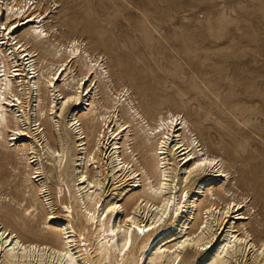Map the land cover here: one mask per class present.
Masks as SVG:
<instances>
[{
	"label": "rangeland",
	"instance_id": "rangeland-1",
	"mask_svg": "<svg viewBox=\"0 0 264 264\" xmlns=\"http://www.w3.org/2000/svg\"><path fill=\"white\" fill-rule=\"evenodd\" d=\"M34 1L40 11L46 10L42 24L49 34L47 45L35 48L36 63L55 67L49 54L59 56L60 50L70 53L69 42L78 41L84 58L77 65L70 64V76H76L77 81L86 70L85 63L98 60L109 79L96 81L94 100L83 92L88 82L80 100L68 101L61 111L71 86L58 80L59 88L53 93L41 77L39 88L33 89L28 61L23 62L21 55L14 53L20 66L15 68L20 74V87L17 83L14 90H18V104L23 102L24 108L15 107L17 112L8 114L9 128L4 130L5 141H0V228L23 243L59 250L67 243L61 230L70 224L76 235L69 241L78 257L96 264L101 257L97 252L99 224L91 223L87 210L100 208V216L113 202L123 207L116 212L118 224L128 216H139L136 209L146 199L145 174L159 165L168 183L174 181L175 204L160 225L146 235H135L133 248L124 260L117 259L112 251L107 264H137L150 247L187 233L195 238L204 232L206 242L214 241L204 251L195 241H189L180 251L178 264H204L215 245L228 232L236 231V226L244 228L238 235L248 234L256 242L263 239L264 0ZM44 70L46 77L49 72ZM119 99L121 110H112V103ZM88 100L96 105L94 117L84 106ZM128 101L141 117L129 116ZM107 108L114 111L111 115L115 114L121 125H131L128 155L123 149L120 155L121 159L130 156L131 165L139 170L137 175L131 174L133 168L122 173L116 168L117 162L110 161L112 139L103 137L106 128L98 120ZM168 113L185 119L190 130L187 136L196 151L204 149L223 160L229 179L216 180L219 173L213 170L192 169L182 149L173 147L175 140L153 161L150 149L156 143L147 137V127H155L157 119ZM72 119L79 124L72 126ZM109 125L112 130L114 123ZM81 133L86 137L84 147L78 141L77 134ZM83 157L90 161L87 179L78 181ZM92 181L95 188L89 190ZM152 181L155 183V178ZM197 194L203 213L198 217L196 211L186 233L181 234L189 202ZM238 202H245L243 213L250 220H232L239 214L235 208L226 218L221 217L228 203L233 207ZM212 205L219 209L207 210ZM80 234L86 238L85 243ZM243 248L235 256L227 254L229 264H264V252ZM3 260L0 250L1 264H5ZM22 264L56 263L26 259Z\"/></svg>",
	"mask_w": 264,
	"mask_h": 264
},
{
	"label": "bare ground",
	"instance_id": "bare-ground-1",
	"mask_svg": "<svg viewBox=\"0 0 264 264\" xmlns=\"http://www.w3.org/2000/svg\"><path fill=\"white\" fill-rule=\"evenodd\" d=\"M39 7V3L37 1L35 2L34 0H0V141H5L4 130L9 128L7 118L8 114L12 111L16 113L17 110L14 109L15 107H18V110L20 108H24L23 102H21V104H18L20 102V95L18 90H14L15 84L18 83L17 86L18 88L20 87V81L18 80L20 74L17 73L18 70H15V68L20 66H18L17 61H15V58L13 57L15 52H18V55H21L20 59H22L23 62H25L26 60L28 61V65L32 71L31 74H33V77L31 79H34H30L31 83H29L31 84V87L33 89L39 88V81H41V77H43L44 79L45 86L48 88V90H50V92L53 93L56 88H59L56 87V82L58 80H62L63 82H65V85L71 86L72 92H70L68 96L64 97V99L68 100L62 103L60 107L61 111L65 109L64 107L66 106L68 101L76 100L78 102L80 100L82 90L88 82L89 86L85 88L83 92H86V96H90L91 99L94 100L95 96L97 95L96 81H104L105 79H109V73L107 72L103 64H101V62H98V60H91L92 64H88L86 62V70L81 78L77 81L76 76H70V73H72V66H70V64L73 63L77 65L84 58V56L82 55L83 53L80 50V43L78 41L69 42L71 44V48L69 47L70 53L66 50L64 51V53H61L62 50H60L59 56L57 55V53L49 54L50 56L53 55V61H55L56 64L55 67L51 68V66L48 67V65L42 67L39 66V63H36L37 56L35 55V48L45 47L48 43L49 37L48 32L45 30L44 25L42 24L45 23L46 17L44 16V13H46V10L44 12L40 11ZM65 49L67 48L65 47ZM66 52H68V54ZM19 61L20 60H18V62ZM22 65L26 67L25 63H23ZM45 68L46 72H49L46 77L44 75ZM98 70L101 71L98 72ZM71 78L72 80H70ZM93 83L95 84L92 87ZM93 100L85 101L84 104V106L89 108L88 112L92 117H94V114H96V105H94ZM117 100H113L114 103H112L113 105H111V108L112 110L114 109V111L120 109L119 103L121 102L120 99L118 102ZM128 103L129 105H127L129 106V108L127 109V112L129 116H136L138 112L137 109L133 106V102L128 101ZM109 110L110 109L107 108L106 111L108 112L100 115L98 120L99 122H101L102 127L106 128V130H104L105 134L103 137L105 138L109 136V138L112 139L110 161L113 164L117 162V170L120 169L122 173H125L127 171H130V169L134 167L133 165H131L133 161L129 160L130 156L128 157V159H121L122 156L120 155V149L126 150V155H128L129 148L126 142L127 139H129L128 134L131 131V125L128 122L124 125H121L119 123V120H117L116 115H111V113H113L114 111ZM41 111L43 112V110ZM168 114L169 115L167 117H159L157 119V125L155 127H147V137L149 138V140L153 139V141H155L156 143L155 146L152 144L155 148L153 147V149H150L153 150V155L151 154L153 161L161 157L162 152L166 149L167 144L171 140H175L173 147L182 149V152H184L183 155L186 156V160L192 162V169H209V171L213 170L219 173V176H217L216 180L218 178H220L221 180L229 179V174L223 167V160H219L211 156L208 151L204 149L196 151L194 146L195 144L193 145L192 142V138H189L187 136V131L189 133L190 130L185 119L173 113ZM139 117L141 116L139 115ZM133 120L137 121V119L135 118ZM73 122L74 119L71 120L72 126H76L79 124V121H77V123ZM109 123H114L112 130H110L111 127ZM116 126L117 130H114ZM125 126L127 127L125 128ZM15 135H18V133ZM77 135L79 136L78 141L81 142L80 146H86V137H82L83 133ZM119 141L123 142L120 143ZM1 154L3 155V153ZM3 159L5 160L6 156L3 155ZM81 161L82 163H84V168L81 173H78V181H84L87 179L86 169L90 162L87 157L81 158ZM55 162L58 164L60 163L58 159H55ZM138 173L139 170H135L133 168L131 174L137 175ZM145 177L146 179L144 180V182L147 183L143 185V190L146 199L141 201L136 209V212L139 213V216L133 218L128 216L127 220L124 219L121 221V223L118 224L117 222H115L116 212L122 206H120L118 203L113 204V202H109L107 204L100 216V208H96L93 211L87 210L88 215L91 216V223L94 226H97V224H99L98 237L100 248L97 252L100 253L101 257L97 259L96 264L110 263L108 262V260H110L112 251H115V254L117 253V259L121 258L122 260H124L133 248L135 235H139V233L146 235V232H149L153 228H156L165 220L166 216L169 215L176 200V193L173 192L174 181L171 184L168 183V181L166 180V172L164 171V168L160 167L159 165L154 168L151 174L150 171L149 174H145ZM152 178H155V183L152 181ZM89 187H91L89 188V190L95 188L93 181L89 182ZM168 190L170 192L167 194ZM210 190L211 189H209L208 192H210ZM88 198L92 199L93 197L89 195ZM199 200V194L195 195L190 200L188 209L185 214L184 222L182 224L183 230L181 231V234H184V231L186 233V227H188V225L190 224V220L192 219L196 211L198 213V217L203 213V210L199 208ZM244 203L245 202H238L237 204L233 203V207L231 206L232 203H228V207L226 206L227 208L221 210L223 212L222 216H220L226 218L231 208H235L237 209V213L239 212V214L232 220L241 222L250 220L251 217H248V214L243 213L246 207L242 206L244 205ZM214 207L215 205H212L207 210L213 209ZM66 209L69 210L68 207ZM214 209L217 211L219 207L217 206ZM26 211L29 210L27 209ZM109 212H112L111 216L107 215ZM104 215L107 216L105 220H103ZM146 220H148V222L146 223V225L142 226V224L145 223ZM240 224L242 225L243 223ZM235 229L237 230L228 232L226 236L223 237V239L215 245L213 251L211 252L208 259L204 262V264H229L230 260L226 257L227 254L230 253L231 256H235L243 251V247L248 248L249 246V248H254L259 253L264 252V237L263 239H259L256 242V239L250 240L248 234L245 235L244 232V235H238V233L240 231H243L244 228L240 229L238 226H236ZM61 231L66 236L67 243L63 244L61 249L55 250L47 246L41 247V245L33 243H23L18 239V236L14 237L12 232L8 233L7 229L4 230V228H0V250L3 251L4 263L22 264V262L26 259H34V262L37 263H45L48 261L55 262L56 264H89L86 261L83 262L82 260H80L78 254L73 249L74 247L71 246L72 242L69 241V239L73 237L74 234L76 235V231L74 230L73 226H70V224H66L65 226H63V229ZM80 238H82L83 243L87 241L82 234H80ZM205 240V234L204 232H202L197 237L195 236V238L193 234L187 233L171 242L167 240L159 242L157 243V245L150 247L149 251L145 252V254L137 264H178L180 251L186 246L187 243H189V241H195L197 246L203 247L201 251H204L203 249L211 244L212 241H214V238L209 240L208 242H206Z\"/></svg>",
	"mask_w": 264,
	"mask_h": 264
}]
</instances>
